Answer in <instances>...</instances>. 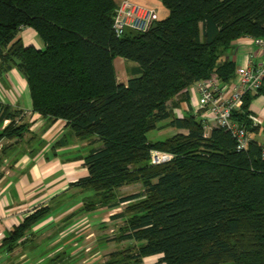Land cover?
<instances>
[{
  "label": "trees",
  "instance_id": "16d2710c",
  "mask_svg": "<svg viewBox=\"0 0 264 264\" xmlns=\"http://www.w3.org/2000/svg\"><path fill=\"white\" fill-rule=\"evenodd\" d=\"M158 1L165 18L117 36L114 0H0V75L15 68L34 113L62 119L74 137L97 144L81 156L87 175L73 184L94 197L78 211L126 204L112 215L123 219L113 241L136 244L109 252L102 264H142L152 256L158 264H264V148L250 139L237 149L229 130L206 133L197 114L174 113L194 83L233 81L228 50L241 37H264V0ZM24 27L42 48L24 44ZM115 57L136 63L126 82L118 80ZM254 92L232 113L248 134L250 102L264 89ZM21 114L0 102V141L28 131ZM163 121L184 132L149 141L146 134ZM153 151L170 157L153 163ZM132 184L141 192L118 195ZM51 210L27 215L4 239L7 248Z\"/></svg>",
  "mask_w": 264,
  "mask_h": 264
},
{
  "label": "crops",
  "instance_id": "0c3cea01",
  "mask_svg": "<svg viewBox=\"0 0 264 264\" xmlns=\"http://www.w3.org/2000/svg\"><path fill=\"white\" fill-rule=\"evenodd\" d=\"M114 1L117 5L123 1H132L151 7L157 11L159 19L168 15V10L158 0ZM18 35L25 45L35 43L37 36L34 30L28 27L22 28ZM228 54L236 67L256 64L262 59L261 49L252 37H241L234 41ZM4 77L7 81L1 80ZM127 79L128 77L124 80L118 78L120 82H126ZM251 93L255 94V92ZM197 99V93L190 88L188 102L182 101L178 107H174V110L178 108L183 112L185 110L193 112L197 110ZM0 102L22 110V118L19 122L29 123L28 131L21 139L5 141L12 146L7 149L6 154H3V160L0 161V261L4 264L3 259L11 258L10 256L15 257L16 260L24 258L30 250L28 242L31 239H36L40 243L50 239L48 246L53 250L47 254V258L54 261L65 253L64 247H58L61 237L64 236L61 241H65V244L71 247L64 256L75 258L79 262L85 255L88 264L96 263L98 260L95 258L101 256L102 249L108 243H95V241L90 243L89 240H93L90 238L94 236L91 228L96 220L89 218L85 214L87 212L78 211L83 199L75 198L70 203L67 199L80 192V189L73 184L87 175V169L81 159L85 150L80 151V146L94 147L97 144H91L90 140L78 141L79 139L74 137L62 119L43 118L34 113L27 83L15 68L0 75ZM249 117L250 119L256 117L259 120L258 124L252 125L253 130L249 133V138L264 148V94H256L252 98ZM8 121L3 124L6 125ZM33 136L34 140H32ZM2 144L1 141L0 150ZM64 200L67 202L62 203ZM54 205L55 207L61 205V210L54 215L50 212L48 217L35 224L30 232L16 242L13 248H7L4 239L27 215L41 207L53 208ZM103 209L107 207H99L95 210ZM47 230L53 232L45 235ZM57 233L58 235L51 239ZM105 238L109 239V237ZM96 247L99 248L98 251L95 250ZM92 248L96 252H92ZM56 262L58 260L52 264Z\"/></svg>",
  "mask_w": 264,
  "mask_h": 264
},
{
  "label": "built area",
  "instance_id": "2783aa9c",
  "mask_svg": "<svg viewBox=\"0 0 264 264\" xmlns=\"http://www.w3.org/2000/svg\"><path fill=\"white\" fill-rule=\"evenodd\" d=\"M158 19L159 16L155 9L136 2L123 1L117 6L112 27L114 33L121 36L128 28L135 31H145ZM254 41L262 53V59L259 63L237 67L235 78L231 83L222 84L218 79L210 77L200 80L190 87L198 95L197 110L193 113L202 120L206 133L212 126L229 130L236 139L237 149L246 148L250 138L244 127L232 121V113L240 108L243 95L247 91L254 92L258 89H264V37L256 38ZM174 113L181 116L183 111L176 108ZM258 123L259 120L256 117L251 118L252 125ZM262 156L264 157V150ZM168 158L162 157L161 152H152L153 163Z\"/></svg>",
  "mask_w": 264,
  "mask_h": 264
},
{
  "label": "rangeland",
  "instance_id": "374dc122",
  "mask_svg": "<svg viewBox=\"0 0 264 264\" xmlns=\"http://www.w3.org/2000/svg\"><path fill=\"white\" fill-rule=\"evenodd\" d=\"M30 45H33L37 48H42V41L40 40V38H38V36H35V43L31 42ZM38 46H40V47H38ZM113 65H114V68L116 70L117 77L119 79L124 80L126 77L132 76V67L135 66L136 63L132 60H128V59H125L122 57H115L113 59ZM1 80L7 81V78L4 77ZM197 103H198V101H197ZM197 106H198V104H197ZM3 126H4V124H3ZM177 132H184V131L175 130L174 128L169 126L168 121H163V122H160L158 124V128L149 131L146 134V136H147L149 141L154 142V141H158V140H164L165 138L172 136L173 134H175ZM34 139H35V137L33 136L32 140H34ZM1 141L3 143L2 147L5 148V152H6L7 149L10 147L9 146L10 144H7L5 142L6 141L5 139H3ZM78 141H80V140H78ZM2 147H1V149H2ZM91 147H93V145H88L86 147L80 146V148H81L80 151L85 150V153H86ZM0 152H1V150H0ZM157 152L160 153V151H157ZM161 155H162V157H166V158L170 157L169 154H166L164 152H161ZM2 160L3 159L0 158V161H2ZM141 190H142V187L140 184H132L129 186L121 187L119 190H117V193H118V195L123 197V196H127V195H130L133 193L141 192ZM75 198L76 199L79 198L80 200L83 199V201L94 199L92 191H81L80 190V192H78L72 198L68 197V199H67L68 203H70L71 201L73 202V200ZM67 201L64 200L62 203H64V202L66 203ZM125 205L126 204L122 203L119 208H115V209H108L107 208V209H103V210H95V211L85 213L89 218L96 220L95 222H93L94 224L92 225V228H91L92 231L94 232V236L90 238V239H93V240H89V241H91L90 243H92L93 241H95V243H97V242H101V243L107 242L108 243L105 245V247L103 246L104 248L101 251V256H98L97 258H95L98 261L94 264H101L102 263L101 261H105L108 257V253L113 251V250L126 249L128 247L136 246L135 242L131 241V240H124L122 243L117 242V241L113 242V240H115L114 237L116 235H118V233H119L118 230H119L120 226L123 224V219L122 218H113L112 215L119 213ZM60 208H61V205L58 207H55V205H54L52 208L51 214L54 215L58 210L59 211L61 210ZM109 213H113V214L109 215ZM93 216H95V217H93ZM58 226H60L59 223H58ZM52 232H53V230L52 231L47 230L45 232V235H48L49 233H52ZM57 235H58V233L55 234L54 236H52L51 239ZM63 237H61V239ZM105 237H107V238L109 237V239H106ZM61 239H60V243L58 244V247L59 246L64 247L63 251L65 253L59 255V257L56 258V260H54V261L47 258V254L53 250V249L49 248V246H48V244H49L48 241L50 239H45L41 243L38 242L36 239H31L28 242V246H29L30 250L27 252V254L24 258H20V259L17 258L18 260H16L15 257L10 256L11 258L8 257V258L3 259V260H5L4 264H8V263L11 264V262L13 264H52V262H55L57 260L59 263L56 262V264H88V260L86 259L85 255L82 256V258L79 260V262L75 258H69L68 256H64V255L68 254L71 247L69 245H66L65 241H61ZM95 250L98 251L99 248L96 247ZM95 250L92 248V252ZM158 257L159 256H152V257L145 258L143 260L142 264H158L157 263ZM0 264H2L1 261H0Z\"/></svg>",
  "mask_w": 264,
  "mask_h": 264
}]
</instances>
